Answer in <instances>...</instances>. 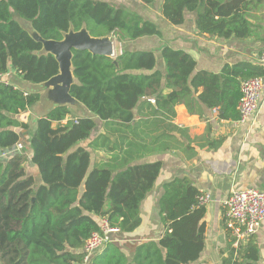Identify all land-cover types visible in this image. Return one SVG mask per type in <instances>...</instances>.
<instances>
[{
	"label": "trees",
	"instance_id": "trees-1",
	"mask_svg": "<svg viewBox=\"0 0 264 264\" xmlns=\"http://www.w3.org/2000/svg\"><path fill=\"white\" fill-rule=\"evenodd\" d=\"M161 12L172 25L194 12L199 34L244 39L258 37L264 0H162ZM22 18L45 39L61 40L71 25L79 30L84 24L92 36L112 35L121 44L162 35L138 10L109 0H0V72L31 83L56 75L59 64L51 53L35 54L42 44L21 27ZM161 53L164 70L153 49L124 47L115 57L74 50L79 84L71 94L95 117L58 107L38 120L30 149L0 158V264H197L205 247L206 206L187 178L163 184L159 239L138 242L131 257L110 241L85 261V243L101 231L103 219L125 236L143 225L142 202L163 166L149 158L180 148L188 138L172 121L176 106L194 112L205 105L217 108L222 118L237 119L242 82L264 75V66L248 61L215 73L197 71L196 59L183 49L164 44ZM38 100L39 94L0 81V153L30 130V121L19 115ZM91 150L109 157L93 162ZM29 162L38 169L40 184L28 172ZM228 235L222 264L258 259L253 235L237 246L229 230Z\"/></svg>",
	"mask_w": 264,
	"mask_h": 264
},
{
	"label": "crops",
	"instance_id": "crops-1",
	"mask_svg": "<svg viewBox=\"0 0 264 264\" xmlns=\"http://www.w3.org/2000/svg\"><path fill=\"white\" fill-rule=\"evenodd\" d=\"M156 2L157 6L153 7ZM154 3L145 5L140 0L135 2L143 8V11L138 10L140 14L154 21L162 30L161 36L138 39H150L155 44L138 49H153L157 54L160 69H165L161 53L164 44L190 53L197 61V71L220 73L226 64L234 65L240 61L264 66V62L260 61V54L264 51V14L260 17L262 27L257 30L258 37L223 39L199 34L194 12L186 14L183 24H170L162 15V0H156ZM124 47H128V42L121 44L115 40L116 55L117 51L121 52ZM12 74L13 83L21 87L18 83V80L21 81L19 76L14 72ZM19 118L30 121L31 128L28 132L22 131L21 141L11 150L1 152L0 156L30 149V131L33 127L35 129L32 124L33 108L24 111ZM172 121L187 130L188 138L184 139L180 148L149 158L150 161H162L163 166L154 189L142 202L143 225L129 236L120 231L111 234V237L114 236L112 241L120 245L126 255L131 257L138 242L159 239L163 232L159 206V200L164 194L163 184L175 178H187L200 192L209 193L212 198L205 205V247L196 263L222 264L226 256L223 252L230 241L226 227L225 200L234 189L264 190V97L257 115L246 121H240V118H222L217 108H208L205 105H198L197 111L190 112L185 104L176 106V116ZM28 135L27 143L24 141L26 149H21L20 143ZM94 151L98 153L99 159L93 162L104 161L109 157V154L102 150ZM35 170L38 177L33 175L40 184L41 177L38 169ZM251 238L258 246V259L255 262L239 260V263L264 264V221ZM251 238L242 242V245L248 243ZM234 245L237 246L235 242Z\"/></svg>",
	"mask_w": 264,
	"mask_h": 264
},
{
	"label": "water",
	"instance_id": "water-1",
	"mask_svg": "<svg viewBox=\"0 0 264 264\" xmlns=\"http://www.w3.org/2000/svg\"><path fill=\"white\" fill-rule=\"evenodd\" d=\"M232 0H226L230 2ZM21 27L36 41L42 44L40 50L35 51L38 56L53 54L59 64V72L41 83L26 82L18 77L26 91L39 94L38 102L33 106L32 124L36 125L40 118L46 117L58 107H69L76 115L95 117L89 107L71 94L73 85L79 80L74 74V50H88L94 55L116 56L115 39L112 35L100 37L92 36L84 24L75 30L71 25L67 32H63L61 40L45 39L33 24L26 19H18ZM19 81V80H18Z\"/></svg>",
	"mask_w": 264,
	"mask_h": 264
},
{
	"label": "built area",
	"instance_id": "built-area-1",
	"mask_svg": "<svg viewBox=\"0 0 264 264\" xmlns=\"http://www.w3.org/2000/svg\"><path fill=\"white\" fill-rule=\"evenodd\" d=\"M260 61L264 62V51L260 54ZM12 75L8 77L7 74L0 72V81L6 84L13 83V78H10ZM241 88L242 97L238 105L239 118L240 121H246L256 116L260 110L264 97V76L244 80ZM151 101L155 102L153 99ZM211 199L210 194L206 192H201L198 196L200 205H206ZM225 208L226 227L235 238V244L245 242L256 233L264 221V190L234 189L225 200ZM117 231H119L118 228L111 227L107 219H103L101 231L94 232L85 243V261L88 262L96 251L112 241L111 234Z\"/></svg>",
	"mask_w": 264,
	"mask_h": 264
},
{
	"label": "rangeland",
	"instance_id": "rangeland-1",
	"mask_svg": "<svg viewBox=\"0 0 264 264\" xmlns=\"http://www.w3.org/2000/svg\"><path fill=\"white\" fill-rule=\"evenodd\" d=\"M109 1H112V2H115V3H118V4H124V5H128V6H131V8H134L136 10H139V11H143V8L142 6L140 5H137L135 4L136 0H109ZM157 6V2L156 4L154 3V6L153 7H156ZM162 25V23L160 24ZM153 43L151 42L150 39H144V40H137V41H134V42H129L128 43V48L129 49H138V48H142L144 46H151ZM155 44H153L152 46H154ZM118 53V51H117ZM18 83L20 85L23 84L22 81H18ZM34 132V127L31 129L30 131V135L33 134ZM28 136H26V138L23 139V141L20 143V146H21V149H26V145L24 144V141L27 143L28 141ZM11 150V149H10ZM92 151V156H93V160L96 161L97 159H99V155L98 153L96 154V152L94 150H91ZM3 156H0V158H2ZM35 166L32 165V163L29 162L28 164V172L31 174H35L37 177H38V174H37V171L35 170ZM112 238H114V236L112 235Z\"/></svg>",
	"mask_w": 264,
	"mask_h": 264
}]
</instances>
